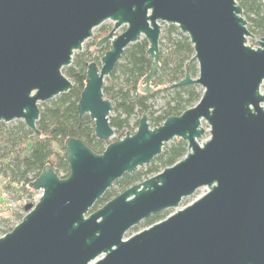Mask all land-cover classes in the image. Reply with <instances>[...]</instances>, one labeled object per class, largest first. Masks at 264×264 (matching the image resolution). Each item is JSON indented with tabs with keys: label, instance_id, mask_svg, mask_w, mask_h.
Returning <instances> with one entry per match:
<instances>
[{
	"label": "water",
	"instance_id": "1",
	"mask_svg": "<svg viewBox=\"0 0 264 264\" xmlns=\"http://www.w3.org/2000/svg\"><path fill=\"white\" fill-rule=\"evenodd\" d=\"M105 20L112 28L95 44L110 41V48L100 64L87 63L77 102L98 138L113 135L104 78L142 37L152 66L141 91L152 89L161 23L188 36L197 63L196 76L186 70L173 85L197 84L201 95L157 126L142 113L133 133L100 153L67 137L68 174L46 164L29 182L41 195L0 235V264H264V36L257 47L246 43L253 34L236 0H0V121L20 119L38 135L39 102L72 87L62 68ZM202 121L209 137L199 143ZM175 137L187 143L182 157L89 212L117 178L149 163ZM201 186L208 189L178 207Z\"/></svg>",
	"mask_w": 264,
	"mask_h": 264
},
{
	"label": "trees",
	"instance_id": "2",
	"mask_svg": "<svg viewBox=\"0 0 264 264\" xmlns=\"http://www.w3.org/2000/svg\"><path fill=\"white\" fill-rule=\"evenodd\" d=\"M236 1L253 36L258 38L264 36V2ZM106 28L99 32V39L108 33ZM101 45H99L101 48L97 49L104 54L110 45L107 43ZM147 47L148 42L143 37L126 46L110 74L105 77L102 91L113 105L109 120L116 137L112 140L119 139L128 132L132 117H136L135 127L142 113L147 115L150 126H157L167 116L179 114L194 105L201 95L202 89L197 84L173 85L184 76L186 70L192 77L196 76L197 63L192 59L194 51L188 36L181 32L177 25L167 23L161 28L158 66L150 80L152 89L142 92V78L152 66V59L146 52ZM90 56L92 55L89 50L76 52L70 64L62 68V72L71 80L72 87L38 105L39 117L36 121L38 135L27 128L22 120H17L14 124L0 121V171L9 176L10 182H22L21 187L32 192L29 182L46 164H49L58 176H66L69 167L64 140L67 137L81 139L97 153L111 141L98 138L94 134V123L89 115L80 116L77 112V102L84 86L86 65ZM160 93L164 94L163 103L159 108H154L152 100ZM186 151L187 143L181 138L175 137L165 142L162 151L143 168L132 173H124L117 178L96 200L94 207L102 205L132 183L173 164ZM171 211L165 209L154 212L135 225V228L146 227L164 218Z\"/></svg>",
	"mask_w": 264,
	"mask_h": 264
},
{
	"label": "rangeland",
	"instance_id": "3",
	"mask_svg": "<svg viewBox=\"0 0 264 264\" xmlns=\"http://www.w3.org/2000/svg\"><path fill=\"white\" fill-rule=\"evenodd\" d=\"M163 24L164 23H161V28H162ZM112 25H113V22L111 20H105L100 25L94 27L92 30V36L85 39L84 42L82 43L81 48L79 50L75 51L74 53L85 52L86 50H89V52L92 56H90V58L88 59V62L93 60L97 64H100V60H101V57L103 56V53L101 52L100 49H97V48H101L102 45L99 47L95 43H96L97 39H99L98 34H100L99 32L101 31V29L107 27L106 29L109 32L112 28ZM123 29H124V26L118 27L115 30V33H120ZM104 35H106V34H104ZM258 39L259 38L255 37V36H248L246 43L252 47H257L258 46V41H257ZM104 43H107L110 45V41H105ZM104 83H105V78H104ZM141 84H143V82ZM150 86L152 87L151 83H150ZM261 88H264V82L261 85ZM163 96H164V94L160 93L156 98H154L152 100L154 108H159V106L163 103V100H164ZM43 102H46V101H43ZM40 103L41 102H39V104ZM135 119H136V117H132L129 121L130 129H128V132H130V133H133L136 129V127L134 125ZM17 120H20V119H13V120L8 121L6 123L7 124H14ZM202 126L204 128V133L198 139L199 143L204 142L209 137L208 125L204 121H202ZM115 137H116V134L113 133V135L111 136V138L109 140H112ZM143 166H141L139 168H143ZM145 178H143V179H145ZM207 189L208 188L206 186H201V187L197 188L193 194H191L187 197H184L180 201L178 207H182L185 204L191 202L192 200H194L195 198H197L198 196L203 194ZM29 194H31L30 191L23 189L21 187V185L18 183L10 182L5 177V175L0 171V235L9 231L10 230L9 228L10 227L12 228L17 222H19L21 220L22 216L27 212V210H25L24 208H21V206H22L24 198L25 199L30 198V201H26V203L31 202V200L33 198L32 197L33 194L32 195H29ZM99 206H101V205H99ZM99 206L94 207V205H93V207L89 210V212L93 211L94 209H96ZM171 210H173V208H171ZM2 219H5V221H1ZM140 229H141V227H138V229H137V228H135V226H133L126 231L125 236L131 235Z\"/></svg>",
	"mask_w": 264,
	"mask_h": 264
},
{
	"label": "built area",
	"instance_id": "4",
	"mask_svg": "<svg viewBox=\"0 0 264 264\" xmlns=\"http://www.w3.org/2000/svg\"><path fill=\"white\" fill-rule=\"evenodd\" d=\"M8 180L10 179L9 176H5ZM35 178V177H34ZM34 178H31V180H33ZM14 182V181H13ZM15 183H18L20 185H22V182H15ZM33 194V198L31 200V202L29 203H32V204H35V202H37V200L39 199L40 195H41V190H38V191H33L31 192V194L29 195H32ZM26 201H30V198L29 199H23V203H22V206L21 208H24L25 209V205L27 204ZM26 210V209H25ZM4 234V233H3ZM2 235V234H1Z\"/></svg>",
	"mask_w": 264,
	"mask_h": 264
}]
</instances>
